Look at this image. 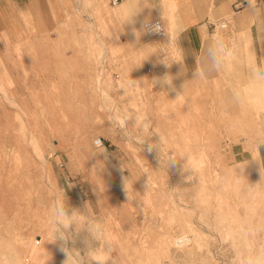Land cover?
Wrapping results in <instances>:
<instances>
[{
    "label": "rangeland",
    "instance_id": "rangeland-1",
    "mask_svg": "<svg viewBox=\"0 0 264 264\" xmlns=\"http://www.w3.org/2000/svg\"><path fill=\"white\" fill-rule=\"evenodd\" d=\"M92 2L53 28L28 16L11 26L0 20V185L10 186L0 198V264L6 254L13 264H61L60 249L48 253L45 226L61 199L106 223L121 264H237V242L252 238L243 235L248 224L264 222V104L248 83L253 61L233 57L224 67H235V86L244 89L229 114L227 75L210 90L193 75L184 90L174 80L153 86L179 66L163 15L144 18L164 24L163 39L149 38L144 24L131 38L115 6ZM220 23L210 38L222 33L228 41ZM230 46L237 50L233 38ZM136 116L150 120L144 145ZM180 235L191 240L176 244ZM38 237L30 261L28 245ZM86 237L80 232L69 246L82 255Z\"/></svg>",
    "mask_w": 264,
    "mask_h": 264
},
{
    "label": "crops",
    "instance_id": "crops-1",
    "mask_svg": "<svg viewBox=\"0 0 264 264\" xmlns=\"http://www.w3.org/2000/svg\"><path fill=\"white\" fill-rule=\"evenodd\" d=\"M92 4V0H0V20L4 26H11L12 23L17 24L20 17L28 16L40 27L53 28L64 22L68 13L91 10ZM115 7L120 26L129 29L131 38L144 24L147 15H163L164 22L172 24L179 66L169 75L180 90L188 88V76L201 67L213 25L219 21L226 22L224 16L231 15L226 27L228 41L233 38L237 47L234 57L249 59L253 63L264 62V1L257 2L253 8L249 0H120ZM119 40L125 43L126 35L120 33ZM230 69L228 66L227 70L208 71L202 78L203 88L210 90L217 75H227L229 114L230 108H234L230 91L235 87L232 78L235 67Z\"/></svg>",
    "mask_w": 264,
    "mask_h": 264
},
{
    "label": "clouds",
    "instance_id": "clouds-1",
    "mask_svg": "<svg viewBox=\"0 0 264 264\" xmlns=\"http://www.w3.org/2000/svg\"><path fill=\"white\" fill-rule=\"evenodd\" d=\"M253 8L256 6V0H250ZM135 14L131 15L127 20L131 19ZM144 30H159V25H151L148 21L144 22ZM136 36L141 34L137 31ZM234 57V48L230 46V42L226 40L222 33H213L210 39L203 58L202 65L198 68L193 76L197 80H202L208 71H220L227 62ZM249 77L248 83L255 89L256 102L264 104V62H255L248 66ZM153 86L159 83L162 87L171 86L172 77L165 76L159 80L152 81ZM244 98L243 86L237 83L233 88L234 102L241 103ZM135 123L140 129L139 143L144 145L151 136L150 120L148 118L141 119L135 117ZM161 140L163 136L161 135ZM151 151V146L148 147ZM190 153H184L182 156ZM45 226L48 229V242H59L60 250L66 253L67 259L64 264H121L120 259L113 257L112 253L118 251L119 245L109 231L104 221H94L87 219L76 210H69L63 199L55 203L49 210L45 220ZM80 232H86L85 249L80 255L81 249L75 248V235ZM251 235V239H244L243 243L239 241L236 244L237 248V264H264V222L258 224H248L243 235ZM6 253L12 252V245L8 244ZM3 264H13L10 256L6 254L3 258Z\"/></svg>",
    "mask_w": 264,
    "mask_h": 264
},
{
    "label": "bare ground",
    "instance_id": "bare-ground-1",
    "mask_svg": "<svg viewBox=\"0 0 264 264\" xmlns=\"http://www.w3.org/2000/svg\"><path fill=\"white\" fill-rule=\"evenodd\" d=\"M149 55V54H148ZM16 160H18V159H16ZM18 163H20L19 161H16V164H15V166H14V168H15V172H18L19 171V169H21V167L19 166V164ZM11 171H13L12 170V168L11 167H9V170H8V173L10 174L11 173ZM23 175V174H22ZM12 177H14L13 178V181H18L17 179V177H15V175L14 176H12ZM20 177H22V176H20ZM20 179V178H19ZM10 189V186H9V184L8 183H4L3 185H0V198H3L4 197V199H3V201L5 200V197H8L7 195H8V193H9V190ZM16 195V194H15ZM15 197V196H14ZM17 197H19L18 196V194H17ZM16 197V198H17ZM21 198V197H20ZM19 198V199H20ZM7 199V198H6ZM183 233V232H182ZM198 234V233H197ZM188 235V234H187ZM14 238L16 239V240H18L20 243H21V238H19V236L18 235H16L15 234V236H14ZM13 238V239H14ZM188 240V237L186 236V235H180V237H179V239H178V241L177 242H175L176 244L178 243V244H182V243H184V242H186ZM191 239H189L188 241H190ZM196 240V239H195ZM18 241H17V243H18ZM42 243V241L40 240V238L38 237V239H35V240H33V242L31 241L30 243H29V245H28V249H27V253H28V255H29V259H30V261L31 260H33L34 259V256L38 253V252H40V248L39 247H37L38 246V244L39 243ZM57 243H59V242H57ZM56 243V244H57ZM50 245L48 246V250H49V254L50 255H52V250H59L60 249V245L59 246H57V245H55V243L53 244L52 242L51 243H49ZM40 245V244H39ZM47 250V251H48ZM45 252V251H44ZM53 253H54V251H53ZM58 253V252H57ZM56 253V254H57ZM60 254L62 255V262H61V264H64V262H65V260L67 259V256H66V253H64L63 251H61L60 252ZM59 253H58V255H60ZM55 255V254H54ZM54 255H52V256H54ZM28 259V260H29ZM26 261H27V259H26Z\"/></svg>",
    "mask_w": 264,
    "mask_h": 264
},
{
    "label": "built area",
    "instance_id": "built-area-1",
    "mask_svg": "<svg viewBox=\"0 0 264 264\" xmlns=\"http://www.w3.org/2000/svg\"><path fill=\"white\" fill-rule=\"evenodd\" d=\"M109 4L111 6H116L120 0H108ZM222 23L218 24L220 25L222 28L226 27V22L221 21ZM151 25H159V30L158 31H154V30H145L147 36L151 39H156V40H161L166 36V29L164 27V24L160 21V20H153L151 22H149ZM215 26V25H213ZM169 52V51H167ZM163 57V56H162ZM164 59L166 60V63L170 62L172 60L171 56H169V54L167 53V55L164 57ZM145 73L146 74H150L151 73V69L150 68H145ZM93 144L96 147H99L102 145V139L101 138H96L93 141Z\"/></svg>",
    "mask_w": 264,
    "mask_h": 264
}]
</instances>
